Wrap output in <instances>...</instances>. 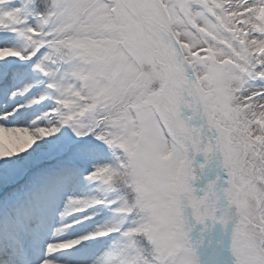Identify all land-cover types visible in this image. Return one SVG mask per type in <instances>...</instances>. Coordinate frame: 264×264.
Listing matches in <instances>:
<instances>
[{"label":"snow or ice","instance_id":"6c2138e0","mask_svg":"<svg viewBox=\"0 0 264 264\" xmlns=\"http://www.w3.org/2000/svg\"><path fill=\"white\" fill-rule=\"evenodd\" d=\"M0 264H264V0H0Z\"/></svg>","mask_w":264,"mask_h":264}]
</instances>
